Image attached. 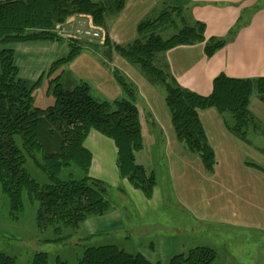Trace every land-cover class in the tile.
I'll return each instance as SVG.
<instances>
[{
  "label": "crops",
  "instance_id": "obj_1",
  "mask_svg": "<svg viewBox=\"0 0 264 264\" xmlns=\"http://www.w3.org/2000/svg\"><path fill=\"white\" fill-rule=\"evenodd\" d=\"M167 3L173 5L165 9L181 6L183 12L159 31L165 34L174 27L176 32V18L187 13L189 19L182 22L204 25L205 42L173 48L161 55L160 61L180 87L205 97L213 93L214 82L221 75L255 82L250 114L260 129L252 130L248 139H240L227 129L226 123L233 122L231 116L222 115L216 108L199 111L216 159L214 169L209 171L178 138L166 96L158 86L114 50L110 61L96 52L79 54L63 69V76H70L66 84L73 87L85 82L96 95L113 104L125 97L114 72L123 75L137 90L145 147L153 151L162 145L159 155L167 172L153 198H146L120 177L115 143L93 131L85 144L93 155L90 176L110 187L113 210L86 222V238L91 245H119L132 255L140 253L153 264H167L178 255L203 247L214 250L218 264H257L254 257L264 256L262 251L251 252L250 261L246 252L228 250L224 255L212 245L218 237L232 241V236L245 235L252 237V242L257 233L264 237V100L258 92V82L264 80V0H128L107 27L113 46L133 44L139 38L141 23ZM78 20L69 19L64 29L76 35ZM211 40L223 46L210 57L206 48ZM46 43L21 45L16 51L20 75L30 83L39 82L64 55L61 50L65 45ZM42 85L49 100L44 97L40 108H47L54 102L47 92L49 80L44 79ZM145 125L149 138L162 139H145ZM147 155L143 150L142 162L149 163ZM210 235L213 238L208 240Z\"/></svg>",
  "mask_w": 264,
  "mask_h": 264
},
{
  "label": "trees",
  "instance_id": "obj_2",
  "mask_svg": "<svg viewBox=\"0 0 264 264\" xmlns=\"http://www.w3.org/2000/svg\"><path fill=\"white\" fill-rule=\"evenodd\" d=\"M127 2L0 1V188L8 195L16 218L23 210L24 194L38 203L36 224L40 230L51 232L49 244L86 246L82 256H77L72 264H153L142 254L132 255L119 245H91L89 238L82 235L88 220L104 217L113 210L109 202L110 187L90 176L93 155L85 144L93 131L115 142L122 179H128L149 199L157 187L155 174L137 163V154L143 149L142 126L135 103L137 90L117 70L114 73L126 97L113 104L99 101L86 83L67 89L61 81L63 69L84 52L85 48L78 42H70V54L54 62L39 82L28 83L20 77L12 45L63 42L54 34L55 27L66 23L74 14L90 15L97 26L105 28L106 17L118 16ZM182 12L181 6L167 8L157 17L144 21L139 26V38L127 47L112 46L107 33L104 47L110 50L113 47L138 66L152 84L165 89L178 138L211 171L216 159L199 111L216 108L222 115L231 116L233 122L226 123L227 129L246 140L252 130L260 129L250 114L257 85L221 75L208 97L180 87L160 56L178 46L205 42V27L200 23L185 26L169 39L162 37L159 30L173 24V16ZM222 46V42L211 40L207 55L213 56ZM111 55L112 51L108 53L109 61ZM44 79L49 80L47 92L53 96L54 103L40 108L36 105L35 91ZM258 92L264 100V80L258 82ZM34 174H42L46 179L44 184ZM50 259L48 253L38 252L29 264H50ZM0 264L18 263L16 257L0 252ZM57 264L71 263L58 259ZM167 264L218 263L214 250L203 247L178 255Z\"/></svg>",
  "mask_w": 264,
  "mask_h": 264
},
{
  "label": "rangeland",
  "instance_id": "obj_3",
  "mask_svg": "<svg viewBox=\"0 0 264 264\" xmlns=\"http://www.w3.org/2000/svg\"><path fill=\"white\" fill-rule=\"evenodd\" d=\"M0 1H2V0H0ZM93 1L100 2L101 0H93ZM169 5H173V4L167 3L164 6H160L159 10L152 13V15L147 17L148 19H146V20H149V19L151 20V19L157 17L160 14L159 12L162 11L163 9H165V7L169 6ZM73 17H76L79 19L78 22L80 23V25H78L79 27L77 26L78 30L82 29L84 27L85 28H88V27L92 28L93 27L92 30L94 32L107 34V27L109 26L111 19L116 17V15L111 14V15H108L106 17L105 28L97 26L94 23L93 18L90 15L74 14L69 19H71ZM69 19H67V22L69 21ZM183 19H185V20L189 19L187 13H183V15L181 17L176 18L175 27L178 28L176 32H175L176 29L174 27L168 28V30L166 31L165 34L161 33V35H163L162 37L165 39H168L171 36H173L174 34L178 33L179 30L182 29L184 26L191 25L187 21L182 22ZM67 22L64 24L56 25L55 32H54V34H56L58 37L62 38V40H63V42L54 41V43L58 42L61 45H65V46H63V49L66 48V51H64L63 49L61 50L62 51L61 54H64L61 57L68 56L70 54V52H71L70 42H73V43L78 42L79 44L83 45V47L86 49V50L84 49L85 52H87V53L96 52L102 59L108 60V53L113 51V47H111V50H110L109 47H104L105 43H101V41L106 40V36H102V38H98V37H86V36L82 37L79 34H76V35L71 34L70 32H67L64 29L65 26L67 25ZM47 42L48 43H46V44L53 43L52 41H47ZM34 44H36V43L19 44V45L14 44V45H12V48H14L15 54H16V51L18 50L19 47H21V45H34ZM92 49H94V50H92ZM15 57H16V55H15ZM134 67L136 68L137 71H139L140 74L144 75L138 66H134ZM20 77H21V75H20ZM67 78H70V76L68 74L64 75L61 81L65 85V87L69 90L74 89L75 86L85 84V82H81V83L79 82V83H77V85L72 87L71 85L66 84L65 80ZM27 82L30 83L29 81H27ZM43 85L41 87H38V89L35 91L36 103H37V106H39V107H40V103H41V101H43L44 97L47 100H49V98L47 96H44L45 92L43 90ZM158 88H160L163 95L166 96L165 89L161 86H158ZM92 93H93V96H95L99 101H107L103 97H99L98 95H96V93H94V91H92ZM125 97H123V98H125ZM52 99L54 100L53 96H52ZM138 101H136L135 103H136L137 108L138 107L140 108V100H138ZM144 131L146 132V135H147L145 139H162V138H152V137L149 138V135L147 134L148 128L146 127V125L144 127ZM110 140H112V139H110ZM142 140H143V145H142L143 149L141 151H139L137 154V157H138L137 163L140 165L144 164L142 166L147 170L148 173H154L155 174L156 186H157L158 184L162 183V181H163L162 177H163V175L165 176V174L167 173L166 167L162 164L163 161H161L162 158L159 155V152L161 150L162 145L156 146L155 149L153 148V151H152L151 150L152 147H149V146L145 147L146 145L144 143V139H142ZM143 150H144V152H147V154H148L147 156L150 158L149 163H147V161H144V162L141 161V154H142ZM117 160H118V158H117ZM34 178L39 180V182L42 184H44V182L46 181L45 177L42 174H38V175L34 174ZM101 182H103V181H101ZM137 190H139V189H137ZM153 194H154V192H153ZM112 199H113V197H112ZM112 199L109 198V202H110L111 206H112V201H113ZM22 206H23V210L17 216V218L15 216H13L10 199H9L8 195L3 191V189L0 188V252L7 253L13 257H16L18 264H29L33 260V257L35 256V254L38 252L48 253L51 257L50 264H57L58 259H61L62 261H67V262L72 264V263L77 261V259H78L77 256H82L86 246H80V247L77 246V248H71L68 246L65 247L63 245H56L53 243L49 244V242H47V240L50 241V239L53 236H52L51 232L42 231L37 227L35 218H36V214H37V210H38V203L30 200L26 194H24V196H23V205ZM97 218H99V217H97ZM84 230H85V228L82 230L83 231L82 235L84 237H86ZM223 235H224V233H223ZM211 237L213 238V236L210 235L208 240ZM254 237H255L254 242H252V237L248 238L245 235H239L237 237L232 236L231 237L232 241L227 240V239L223 240L224 238L222 240H220L218 237V239H215V241H214L215 245H212V246H214V248H216L218 253L224 254V255L229 252L228 250H235V251L238 250V251L246 252L247 253V259L250 261H253L251 252L255 253L256 251L257 252L262 251L264 253V237H263V235H259L257 233ZM216 244H218V245H216ZM187 253H189V251ZM187 253H185V254L187 255ZM254 258H255V262L257 264H264V256L263 255L257 254V256ZM222 260H225V259H222Z\"/></svg>",
  "mask_w": 264,
  "mask_h": 264
},
{
  "label": "built area",
  "instance_id": "obj_4",
  "mask_svg": "<svg viewBox=\"0 0 264 264\" xmlns=\"http://www.w3.org/2000/svg\"><path fill=\"white\" fill-rule=\"evenodd\" d=\"M93 27L91 28H82L77 30L76 34H79L80 36H86V37H98V38H102L103 33H99V32H94Z\"/></svg>",
  "mask_w": 264,
  "mask_h": 264
},
{
  "label": "water",
  "instance_id": "obj_5",
  "mask_svg": "<svg viewBox=\"0 0 264 264\" xmlns=\"http://www.w3.org/2000/svg\"><path fill=\"white\" fill-rule=\"evenodd\" d=\"M5 1H16V0H5Z\"/></svg>",
  "mask_w": 264,
  "mask_h": 264
}]
</instances>
